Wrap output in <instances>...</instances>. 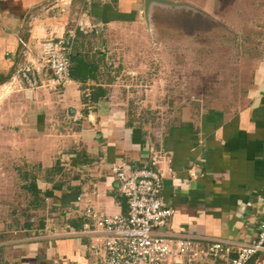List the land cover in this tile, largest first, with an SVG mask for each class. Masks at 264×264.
I'll list each match as a JSON object with an SVG mask.
<instances>
[{
	"label": "crops",
	"instance_id": "0c3cea01",
	"mask_svg": "<svg viewBox=\"0 0 264 264\" xmlns=\"http://www.w3.org/2000/svg\"><path fill=\"white\" fill-rule=\"evenodd\" d=\"M142 5L143 0H0V86L14 78L20 67L34 61L42 42L63 40L71 55L79 44V53L84 55L82 41L94 35L97 28L142 22ZM254 19L256 26L249 32L254 38L249 43L241 44V34L235 32L239 54L241 50L250 51L251 58L246 81L242 80L243 73L236 77L239 86L233 101L218 106L192 102L154 133L114 106L113 94L107 89L110 82L105 81L110 78L101 80L100 65L87 59L85 62L94 69L86 72L85 78L75 77L69 64L67 86L32 90L41 98L48 95L57 105L33 112L37 129L43 115L44 126L56 128L55 133L31 137L35 143H57L53 156L60 158L55 161L63 169L55 185L43 183L45 189H51V196L45 199L56 211L51 212V218H79L83 222V212L90 207L107 215L124 214L126 202L109 167L123 163L126 174L148 167L162 179L157 198L173 210L160 231L228 242L229 254L206 260L209 264H228L235 248L253 237L264 215V13L257 12ZM95 54L103 58L99 52ZM104 75H108L106 71ZM37 78L40 85H45L51 76L40 68ZM86 83L90 86L81 91ZM29 122L34 121L29 117ZM69 122L73 125L68 126ZM48 152L45 155L50 156L52 149ZM52 165L48 162L41 168ZM74 203L77 209L68 211ZM87 239L43 240V251L38 248L39 242L25 240L27 244L16 260L51 264L55 259L60 264H83V241ZM175 264L196 263L181 258ZM248 264H264V252L253 256Z\"/></svg>",
	"mask_w": 264,
	"mask_h": 264
},
{
	"label": "rangeland",
	"instance_id": "374dc122",
	"mask_svg": "<svg viewBox=\"0 0 264 264\" xmlns=\"http://www.w3.org/2000/svg\"><path fill=\"white\" fill-rule=\"evenodd\" d=\"M169 1L191 5L204 15L185 10L154 11L152 42L141 20L138 25L131 23L122 27L109 25L97 28L94 35L82 41V51L87 61L100 65L101 80L110 78L105 81L110 82L107 89L113 94L111 101L114 106L127 111L135 124L140 123L151 133L156 132V128L169 120L177 110L192 102L200 106H218L233 101L239 86L236 77L243 73L242 80L246 81L251 58L250 51L241 50L239 54L238 35L235 32L241 34V44L249 43L254 38L249 36L250 30L253 31L256 26L254 18L257 12L262 16L264 13V0ZM261 22L264 20L261 19ZM73 51L76 54L71 56L69 50L70 67L77 68L74 75L85 78L83 62L77 55L79 44H75ZM96 52L103 58L98 57ZM105 71L107 76L104 75ZM89 86L86 83L79 87L85 91ZM31 91L13 78L0 86V264H30L27 259L16 260L21 248L27 244L25 240L39 242L38 248L43 251L44 247L40 244L43 240L36 239L39 237L37 235H30L41 216L42 207L48 205L43 201L41 207L34 208V197L27 187L32 175H35L38 178L37 188L51 191L45 189L46 185L40 181L44 176L41 166L60 161V158L53 156L57 143L31 141L32 136L53 134L56 129L44 126L43 115L37 129V112L53 108L52 100L48 99V95L41 98L43 96L34 95ZM52 106L57 105L53 103ZM29 117L35 123H30ZM68 124L72 126L73 122ZM61 126L66 127L65 124ZM64 138L62 142L65 143ZM62 142H59L61 146ZM51 149L50 156L45 155ZM70 207L64 208L75 211ZM25 225L31 226L30 230ZM83 242L86 247L93 244L99 252L102 251L101 244L94 239ZM206 260L189 258L190 262L196 264H209Z\"/></svg>",
	"mask_w": 264,
	"mask_h": 264
},
{
	"label": "built area",
	"instance_id": "2783aa9c",
	"mask_svg": "<svg viewBox=\"0 0 264 264\" xmlns=\"http://www.w3.org/2000/svg\"><path fill=\"white\" fill-rule=\"evenodd\" d=\"M40 68L51 76L45 85H40L37 78ZM13 80L27 90L67 86L70 83L69 47L63 40L42 42L34 61L20 67ZM109 170L125 199L124 214L107 215L91 207L86 208L79 230L58 229L49 223L36 239H94L101 244L102 251L99 252L93 244L84 248L86 258L83 264H175L179 259L190 256L201 261L204 258H222L230 253L229 243L223 240L160 231L173 210L162 205L157 198L162 179L154 170L143 166L126 174L123 163L112 165ZM70 209H77V203ZM261 252H264V215L253 237L235 248L228 264H248ZM52 263L56 264L57 260Z\"/></svg>",
	"mask_w": 264,
	"mask_h": 264
},
{
	"label": "trees",
	"instance_id": "16d2710c",
	"mask_svg": "<svg viewBox=\"0 0 264 264\" xmlns=\"http://www.w3.org/2000/svg\"><path fill=\"white\" fill-rule=\"evenodd\" d=\"M77 55L80 57L79 58L80 62H83L82 68L85 70V72H87V73L90 72L93 68H92L91 64L89 65V63L85 62L86 57L84 55H81L80 53H78ZM76 70H77L76 67L73 68V72ZM75 77H77V76L75 75ZM62 169L63 168H61L59 166V162L55 161L51 167L44 169V176H43L44 179L40 180L41 183L49 182L50 185H55L54 182L56 181V177L60 175ZM62 175L65 178L66 174H62ZM31 179L32 180L30 182V185L27 187V190H29L32 193V196L34 197V200H33L34 206H35L34 208L41 207V204L43 203V201H45V199H48V197H50L51 194L49 191H45V190L41 191V190H39V188H37L36 183H38V180H37L38 178H36L35 175L34 176L32 175ZM49 207H51V208H49ZM52 211L54 212V208L52 207V205H48L46 208L42 207L41 216L38 217L37 222L35 224L33 223L34 229L31 230L32 234L30 236H36V235L38 236V234L40 232H42L43 229H45L49 223L54 224L58 229L64 228V229L73 230V231L80 229L82 220H80L79 218H77L76 221L75 220H68V219L65 221H56V220H53L51 218L52 217V214H51ZM54 213H56V211ZM49 220H51V221L49 222ZM26 226L27 225H25V227ZM27 228L30 230L31 226H27Z\"/></svg>",
	"mask_w": 264,
	"mask_h": 264
},
{
	"label": "water",
	"instance_id": "95a60500",
	"mask_svg": "<svg viewBox=\"0 0 264 264\" xmlns=\"http://www.w3.org/2000/svg\"><path fill=\"white\" fill-rule=\"evenodd\" d=\"M156 9L185 10V11H191L192 13H198L204 15L201 11L188 4L175 3L169 0H143L142 20L145 27V31L150 41L152 40V27H153L152 14L153 11Z\"/></svg>",
	"mask_w": 264,
	"mask_h": 264
},
{
	"label": "flooded vegetation",
	"instance_id": "af4514ba",
	"mask_svg": "<svg viewBox=\"0 0 264 264\" xmlns=\"http://www.w3.org/2000/svg\"><path fill=\"white\" fill-rule=\"evenodd\" d=\"M157 11H159V10H155V12H157ZM159 13H163L162 11H159Z\"/></svg>",
	"mask_w": 264,
	"mask_h": 264
}]
</instances>
